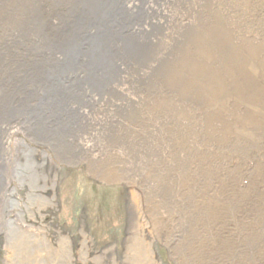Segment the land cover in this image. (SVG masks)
<instances>
[{"label": "rangeland", "instance_id": "rangeland-1", "mask_svg": "<svg viewBox=\"0 0 264 264\" xmlns=\"http://www.w3.org/2000/svg\"><path fill=\"white\" fill-rule=\"evenodd\" d=\"M190 3L193 8L191 17H187L184 9ZM135 4V0H128L125 5L135 11ZM148 4L155 12L153 20L133 27L131 32L138 34L145 25L141 32L149 36L158 58L159 49L161 54L168 53L172 41L178 38L176 34L187 27L206 30L212 27L209 23L222 24L228 30L223 52L216 53V45L210 44L208 49L213 53L204 54V58L251 60L264 73V0H147ZM43 21L40 18V23ZM42 47L40 44V55ZM199 47L192 52L187 48L190 57L188 51L183 55L194 59ZM179 57L176 53L169 58ZM40 61L42 70L55 67L50 65L53 60ZM115 66L121 71L115 69L118 73L109 84L93 94L87 88V95L74 90L67 93L70 84L40 88L37 97L30 98L34 100L31 110L24 111L15 124L4 126L3 163L5 173L11 171L5 179L9 218L16 227L11 230L8 218L3 216L2 197L0 264H148L151 256L155 264H247L248 251L240 246L246 234L263 236L264 245V148L259 153L251 145L250 152L243 156L239 150L243 142L237 137L254 132L248 114L252 96L246 101L236 92L235 99L224 102L218 118L210 119L206 109L195 110L189 103L183 106L160 92L159 99L142 93L138 82L147 79L149 71L156 68L154 63L143 68L122 63ZM260 79L263 86L259 79L256 84L246 81L248 94H252V88L264 94V77ZM70 101L77 103L71 106L72 112L68 110ZM143 107L172 110L177 126L190 134L186 153L194 163L199 162L201 170L196 180L184 177L183 166L178 164V160L183 162V152L178 150L177 157H170V142L160 121L150 116L148 122L139 125L142 119H136L144 114L140 112ZM34 115L37 120L30 126L28 120L36 119ZM127 129L146 135L152 148L131 147L121 136ZM262 129L257 136L264 137V126ZM37 131L40 140L35 139ZM195 133L203 139L197 140ZM212 136L214 139L208 141ZM227 138L232 147L221 145ZM32 151L40 163V175L33 173L40 176L35 181L40 190L34 189L29 171L21 167L29 166L22 153L32 155ZM197 199L200 203H195ZM190 204H195V211L211 205L208 208L213 216L205 218L207 212L201 210L207 233L199 235L202 226L198 225L190 235L187 221L194 216L192 209H187ZM141 241L145 249L148 246L145 255Z\"/></svg>", "mask_w": 264, "mask_h": 264}, {"label": "bare ground", "instance_id": "bare-ground-1", "mask_svg": "<svg viewBox=\"0 0 264 264\" xmlns=\"http://www.w3.org/2000/svg\"><path fill=\"white\" fill-rule=\"evenodd\" d=\"M127 1L0 0V202H2L3 197V216L8 218V225L11 230L16 226H14L15 221L9 218L10 203L7 197L9 188L5 180L7 176L9 177L11 171L9 174L5 173L6 169L3 163L5 159H3L4 154L2 153L4 152V146L1 141L5 139V133L7 132L5 127L15 124L14 121L18 120L24 111L31 110L30 108L34 106L33 99L37 97L40 88L45 89L44 86L47 87L53 83L70 84L71 88L66 87L67 93L74 90V93L86 94L85 88H87L88 93L93 94L94 90L99 91L100 87L109 84L113 76L118 73L115 70L118 69L115 66L116 63H122L123 66L127 67L136 65L139 68L154 63L156 68L149 71L147 79L138 82L141 83V92L152 95L155 99H159L161 93L166 98L173 97L177 99L176 102L183 106L189 103L195 110L197 108L198 110L206 109L210 119L218 118L222 105L226 104L224 102L230 100V98L235 99V96H238L237 93H240L239 97L244 98L246 101L252 96L251 101L247 104L251 110V114H248L251 116L250 119L253 122L251 126L254 132L251 131L253 133H244V135L237 136L243 142L239 150L243 156H247L250 148H252L251 145L259 153L264 148V137L257 136L260 131H263L264 126V94L262 91L261 93L258 92L255 88H252V94H248L246 82L254 80V84H256V80L259 79L258 81L261 84L260 78L264 77L262 67L259 64L250 62L251 60L243 62L232 57L230 60L212 59L210 61L204 58V54L213 53L212 49H208L210 44L216 45V53L223 52L224 42H226L225 35L228 32L227 28L221 27L222 24L214 26V23L209 22L212 27H206V30L197 26H189L176 34L178 38H174L168 53L161 54L159 49L158 58V52L152 47L149 36H147V33L141 32L142 27L145 25L141 27L140 33L131 32L133 27H140L148 19L153 20L155 12L150 9V4L146 5L147 0H135L136 4L138 3L133 7L135 11H129L125 5ZM192 4L190 3V6L187 5V9H184V13L187 12V17H191ZM185 5L182 3L181 7ZM196 6L200 7L197 3ZM224 11H227V8ZM40 18L44 20L41 23ZM55 22L57 23L55 24ZM154 32H157V30ZM116 43L119 44L114 47ZM40 44L43 46L41 55ZM177 45L178 47H176ZM197 47L199 48L194 59L185 58L183 54L184 51H188L187 48H191L192 52ZM67 50L69 51L67 52ZM112 50H114L113 53ZM176 53H179V58L173 60L169 58ZM55 55L59 59H56ZM187 55L191 56L190 49ZM40 59L53 60L50 65L54 64L55 67L42 70L44 64H41ZM57 60L63 62L60 63ZM118 70L121 71L120 66ZM258 73L259 78L254 79L253 77L256 78ZM228 80H230V83H228ZM97 83H100L101 86L97 87ZM249 87L251 88L253 85L251 84ZM32 97L33 99H30ZM74 104L77 103L74 101L68 102L69 112L73 111L71 106ZM12 105L13 109L10 110ZM30 105L31 107H29ZM15 108L18 110H14ZM140 112L144 114L137 116V121L142 119L139 125L148 122L150 116L155 121H160L158 124H160L170 142V157H177L178 150L183 152L185 154L182 159L183 162L178 160V164L183 166L184 177L191 182L196 180L201 170H199V162L194 163L188 152L186 153V145L190 139L188 135L190 134L187 131L183 132L177 126L175 114L172 113V110L143 107ZM35 113L39 114L37 110H35ZM34 116L36 117V115ZM21 119H24V117ZM33 120H37V117L36 119L29 118L30 126H34ZM2 126L3 128H1ZM72 126H70V129ZM143 127L146 128L145 125ZM121 136H125L123 140L126 143L129 142L133 148L146 149L152 146V144L149 146V143H147L146 135H142L136 130L127 129ZM129 136L131 140H127ZM75 137L72 139H75ZM195 138L197 140L203 139L201 135L198 136V133H195ZM35 139L40 140V131H37ZM210 139L213 140L214 136L209 137L208 141ZM226 141L225 144L221 143V145L226 148L232 147L229 138ZM247 143L249 144L247 145ZM233 151H236V147ZM129 152H131V149H129ZM32 153V155L31 152L22 153L24 157L28 158L29 166L22 165L21 167L25 171L26 169L27 172L29 171L30 180L33 184L35 183L34 189L40 190V186L37 185L38 181L35 182L40 176H33V173L34 175L35 173L40 175V163L35 160V151H32ZM200 184V182L195 183L197 187H200ZM169 189L172 192L175 191ZM15 202L13 200V203ZM195 203H200V199H197ZM192 204L189 205L191 207L187 206V209L190 211L192 209L191 213L194 214V218L189 217L187 221L188 228H191L190 235L198 230V225L202 226L198 234H205L207 232L203 228L202 219L213 216L212 211L208 208H211V205L206 208L202 206L199 207L200 209L195 208L197 209L195 211L192 207L195 204ZM201 210L207 212L205 218H203ZM261 225L263 226L262 223ZM246 235L240 246L248 251V256L245 257V260L248 261L247 264H264V258L258 260L264 256V248L261 247L264 246L262 243L263 236L252 233ZM196 237L198 236H193L192 239ZM141 242V246L146 247L144 241ZM200 244L203 245L201 241H199ZM192 248L193 246L190 249L192 250ZM146 249H148V246ZM146 249L144 248V251ZM192 252L195 255V250H192ZM145 253L146 251L144 255ZM258 253L261 255H258ZM148 264H155L152 256L149 258Z\"/></svg>", "mask_w": 264, "mask_h": 264}]
</instances>
